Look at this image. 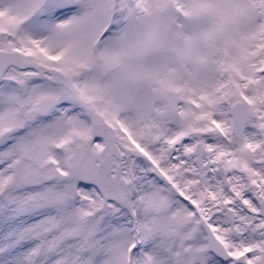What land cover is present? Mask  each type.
Here are the masks:
<instances>
[{
	"label": "snow or ice",
	"instance_id": "snow-or-ice-1",
	"mask_svg": "<svg viewBox=\"0 0 264 264\" xmlns=\"http://www.w3.org/2000/svg\"><path fill=\"white\" fill-rule=\"evenodd\" d=\"M0 264H264V0H0Z\"/></svg>",
	"mask_w": 264,
	"mask_h": 264
}]
</instances>
